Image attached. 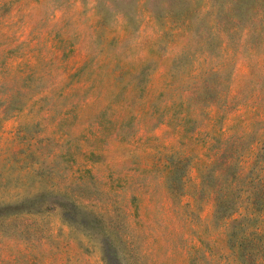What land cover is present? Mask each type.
I'll return each instance as SVG.
<instances>
[{
	"label": "rangeland",
	"instance_id": "obj_1",
	"mask_svg": "<svg viewBox=\"0 0 264 264\" xmlns=\"http://www.w3.org/2000/svg\"><path fill=\"white\" fill-rule=\"evenodd\" d=\"M0 264H264V0H0Z\"/></svg>",
	"mask_w": 264,
	"mask_h": 264
},
{
	"label": "trees",
	"instance_id": "obj_2",
	"mask_svg": "<svg viewBox=\"0 0 264 264\" xmlns=\"http://www.w3.org/2000/svg\"><path fill=\"white\" fill-rule=\"evenodd\" d=\"M222 208V207H221Z\"/></svg>",
	"mask_w": 264,
	"mask_h": 264
}]
</instances>
